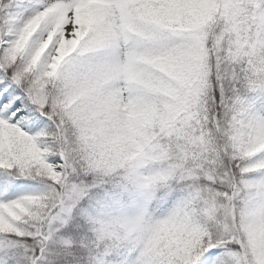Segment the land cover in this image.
<instances>
[{
    "label": "snow or ice",
    "instance_id": "obj_1",
    "mask_svg": "<svg viewBox=\"0 0 264 264\" xmlns=\"http://www.w3.org/2000/svg\"><path fill=\"white\" fill-rule=\"evenodd\" d=\"M0 264H264V0H0Z\"/></svg>",
    "mask_w": 264,
    "mask_h": 264
}]
</instances>
